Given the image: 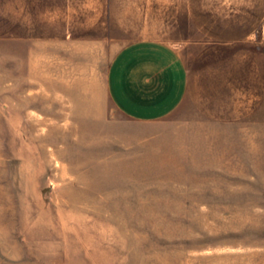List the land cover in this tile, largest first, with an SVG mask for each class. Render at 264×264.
Returning a JSON list of instances; mask_svg holds the SVG:
<instances>
[{
    "label": "rangeland",
    "instance_id": "1",
    "mask_svg": "<svg viewBox=\"0 0 264 264\" xmlns=\"http://www.w3.org/2000/svg\"><path fill=\"white\" fill-rule=\"evenodd\" d=\"M151 1L0 0V264H264V0Z\"/></svg>",
    "mask_w": 264,
    "mask_h": 264
},
{
    "label": "crops",
    "instance_id": "2",
    "mask_svg": "<svg viewBox=\"0 0 264 264\" xmlns=\"http://www.w3.org/2000/svg\"><path fill=\"white\" fill-rule=\"evenodd\" d=\"M148 3H152V1L148 0ZM131 50H134L136 54L134 55L137 56L136 60L130 63L129 67L131 69L127 74L132 75V79L127 81L124 72H121V75H119L120 71L115 76L114 83L115 89L118 91L116 93L118 100L134 115L150 117L165 115L182 102L179 101L181 96H177L172 87L171 90L169 88L166 92L162 93L165 88L162 87L160 89L159 86V74L163 70L160 69L162 66L160 67L158 60H155L154 57L157 54L156 52L164 51L168 53L169 49L162 42L154 44L149 42L137 45ZM153 52L155 56L152 55ZM140 55L143 57H138ZM169 61L170 64L166 66L167 68H164V72L174 73L178 71L177 67H175V61ZM178 66L180 67L179 63ZM143 96L146 101H139V97L142 99Z\"/></svg>",
    "mask_w": 264,
    "mask_h": 264
}]
</instances>
